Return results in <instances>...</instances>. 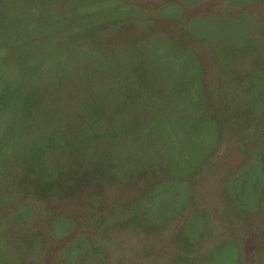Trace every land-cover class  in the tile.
<instances>
[{"label": "rangeland", "instance_id": "obj_1", "mask_svg": "<svg viewBox=\"0 0 264 264\" xmlns=\"http://www.w3.org/2000/svg\"><path fill=\"white\" fill-rule=\"evenodd\" d=\"M0 264H264V0H0Z\"/></svg>", "mask_w": 264, "mask_h": 264}]
</instances>
